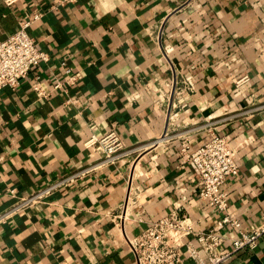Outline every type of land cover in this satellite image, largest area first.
<instances>
[{"label": "crops", "instance_id": "crops-1", "mask_svg": "<svg viewBox=\"0 0 264 264\" xmlns=\"http://www.w3.org/2000/svg\"><path fill=\"white\" fill-rule=\"evenodd\" d=\"M57 1L0 0V40L43 12L30 32L48 54L0 92V212L14 202L7 190L26 196L99 161L91 138L117 131L123 154L0 224V264H137L126 234L150 221L179 212L196 231L212 228L223 213L200 198L196 168L180 160V137L198 147L205 128L229 138L241 167L223 188L226 213L259 224L264 0ZM181 252L178 264H197ZM225 264H264V236Z\"/></svg>", "mask_w": 264, "mask_h": 264}, {"label": "built area", "instance_id": "built-area-1", "mask_svg": "<svg viewBox=\"0 0 264 264\" xmlns=\"http://www.w3.org/2000/svg\"><path fill=\"white\" fill-rule=\"evenodd\" d=\"M5 1L11 6L18 0ZM76 1L58 0L53 8L57 9ZM42 16L43 12H38L33 17L22 20L17 32L0 40V92L5 88L16 90L33 68L42 61L48 60V54L40 48L30 32L32 26ZM248 79L245 77L239 80L238 85ZM34 89L40 95L46 94L40 82L35 83ZM205 130L209 132L210 138L198 147H193L190 135L180 137V160L182 165L191 164L196 168L200 198L215 210L222 212V217L212 228L196 231L189 217L173 212L148 222L147 227L136 237L126 234L127 244L135 254L137 264H178L182 260L183 246L187 247L197 264H225L242 250H255L264 236V215L259 224L245 225L226 213L228 197L223 188L230 178L240 173L241 167L229 138L217 133L213 128H205ZM167 136H169L168 131L162 138ZM85 145L98 154L99 161L78 172L56 179L44 188L26 196H19L16 189L7 190L6 192L14 199V202L0 212V224L7 222L22 210L47 201L56 192L71 186L98 167L115 164L122 156L124 149V142L117 131H111L101 138H91ZM132 192L128 200L131 199ZM125 208H127L126 205ZM226 227L234 229L237 235L232 238L226 237L222 233ZM187 237H192L199 242L205 258L201 256L193 242L186 241Z\"/></svg>", "mask_w": 264, "mask_h": 264}]
</instances>
